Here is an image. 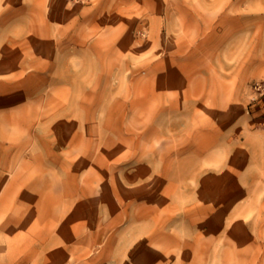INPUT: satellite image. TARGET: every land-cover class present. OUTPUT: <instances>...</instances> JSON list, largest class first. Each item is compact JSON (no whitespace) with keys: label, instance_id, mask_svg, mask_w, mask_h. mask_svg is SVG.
<instances>
[{"label":"rangeland","instance_id":"rangeland-1","mask_svg":"<svg viewBox=\"0 0 264 264\" xmlns=\"http://www.w3.org/2000/svg\"><path fill=\"white\" fill-rule=\"evenodd\" d=\"M0 227V264H264V0H0Z\"/></svg>","mask_w":264,"mask_h":264},{"label":"crops","instance_id":"crops-1","mask_svg":"<svg viewBox=\"0 0 264 264\" xmlns=\"http://www.w3.org/2000/svg\"><path fill=\"white\" fill-rule=\"evenodd\" d=\"M191 10V11H196L198 8H186L185 10ZM188 20L195 22L198 20V17L196 14H189L183 19L184 25L186 24L185 22ZM229 22V19L227 18H222V32L221 35H217L216 33H213L211 35L206 36L205 42L209 43H215V42H224L225 40L230 39L233 36V30L229 28L225 29V25ZM260 61L255 59L254 57H249L247 61L244 62V69L240 72L236 71L232 76L229 74H220L219 72H214L213 74L210 73V78H201V82H206V84H203L202 86L199 87V85H193V82H198L200 79H195V76L197 75H192L188 74V72H182V77L185 81V89H180L178 93V98L182 102V100L185 101H195L194 105L196 106H208V107H227L228 105H231L232 100L235 98L233 97L235 95V91L240 87L241 88V81H244L252 78V77H257L260 75L259 70L256 68L257 65H259ZM227 75V76H226ZM213 76H220V78L217 77V80H219L220 85H212L213 83ZM202 77V76H200ZM195 79V81H194ZM232 80V81H231ZM227 81L228 83H225ZM212 82V83H211ZM230 82H233L234 88L231 90L230 89ZM229 84V85H228ZM1 230V227H0ZM5 247V245H0V249ZM5 259V258H4Z\"/></svg>","mask_w":264,"mask_h":264}]
</instances>
